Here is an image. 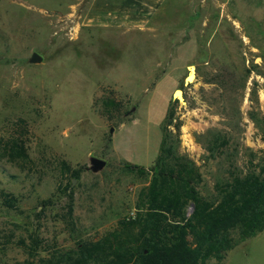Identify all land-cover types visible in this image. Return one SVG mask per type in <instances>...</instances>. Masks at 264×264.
<instances>
[{
	"label": "rangeland",
	"instance_id": "rangeland-1",
	"mask_svg": "<svg viewBox=\"0 0 264 264\" xmlns=\"http://www.w3.org/2000/svg\"><path fill=\"white\" fill-rule=\"evenodd\" d=\"M90 1L0 0V264L98 240L170 174L216 198L261 168L264 0H169L133 30L85 25ZM221 264H264V230Z\"/></svg>",
	"mask_w": 264,
	"mask_h": 264
},
{
	"label": "trees",
	"instance_id": "trees-1",
	"mask_svg": "<svg viewBox=\"0 0 264 264\" xmlns=\"http://www.w3.org/2000/svg\"><path fill=\"white\" fill-rule=\"evenodd\" d=\"M6 150L25 154L15 141ZM260 164L258 171L220 185L216 198L200 195L189 180L170 174L171 187L152 188L144 212L40 264H221L239 243L264 230V159ZM7 196L4 203L11 207Z\"/></svg>",
	"mask_w": 264,
	"mask_h": 264
},
{
	"label": "crops",
	"instance_id": "crops-1",
	"mask_svg": "<svg viewBox=\"0 0 264 264\" xmlns=\"http://www.w3.org/2000/svg\"><path fill=\"white\" fill-rule=\"evenodd\" d=\"M169 0H91L83 23L120 30L145 29L161 18Z\"/></svg>",
	"mask_w": 264,
	"mask_h": 264
},
{
	"label": "water",
	"instance_id": "water-1",
	"mask_svg": "<svg viewBox=\"0 0 264 264\" xmlns=\"http://www.w3.org/2000/svg\"><path fill=\"white\" fill-rule=\"evenodd\" d=\"M42 61H43V57L39 53H37V52H33L32 53V55L30 57V62H32V63H40ZM189 69H190V72L185 78V83L190 82L191 81L190 78H195V74H196L195 66L191 65L189 67ZM177 91H182V90L181 89H177ZM182 93H183V91H182ZM90 161H91V169L93 171L101 170L106 165V161L104 159L99 158V157L93 156V157H91Z\"/></svg>",
	"mask_w": 264,
	"mask_h": 264
},
{
	"label": "bare ground",
	"instance_id": "bare-ground-1",
	"mask_svg": "<svg viewBox=\"0 0 264 264\" xmlns=\"http://www.w3.org/2000/svg\"><path fill=\"white\" fill-rule=\"evenodd\" d=\"M191 79V78H190ZM175 97H177V98H179L180 100H182L183 99V96H182V91H175Z\"/></svg>",
	"mask_w": 264,
	"mask_h": 264
}]
</instances>
